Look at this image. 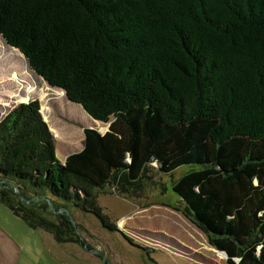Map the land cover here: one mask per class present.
I'll return each mask as SVG.
<instances>
[{"label":"trees","instance_id":"1","mask_svg":"<svg viewBox=\"0 0 264 264\" xmlns=\"http://www.w3.org/2000/svg\"><path fill=\"white\" fill-rule=\"evenodd\" d=\"M0 39L110 123L62 162L38 100L2 119L0 201L29 227L85 245L67 203L115 231L108 185L198 165L173 181L184 215L226 264H264V0H0Z\"/></svg>","mask_w":264,"mask_h":264},{"label":"rangeland","instance_id":"2","mask_svg":"<svg viewBox=\"0 0 264 264\" xmlns=\"http://www.w3.org/2000/svg\"><path fill=\"white\" fill-rule=\"evenodd\" d=\"M0 42V122L17 105L32 100H38L44 117V108L53 107V98L64 92L38 77L18 49ZM51 121L60 134V157L70 143L83 145L82 127H89V120L81 105L60 104ZM109 124L101 122L100 132ZM149 166L144 190L132 197L119 195L110 185L99 193L98 204L118 230L106 229L95 215L67 203L85 245L57 243L51 233L29 227L0 201V249L12 248L13 243L20 250V264H226L207 235L184 215L185 204L172 188L173 181L199 166L185 164L171 173L160 172L156 162Z\"/></svg>","mask_w":264,"mask_h":264},{"label":"crops","instance_id":"3","mask_svg":"<svg viewBox=\"0 0 264 264\" xmlns=\"http://www.w3.org/2000/svg\"><path fill=\"white\" fill-rule=\"evenodd\" d=\"M19 51V50H18ZM57 90H60V91H63L64 94H58L56 95L54 98H53V107H51L50 105V108H48V111L46 113V115L43 117L44 120L47 122L52 134L54 135L55 137V142H57V138L60 137V134H59V131L58 129L52 124V116L54 115V109L55 110H59L60 108V104L62 105H67L69 104L70 102L68 101L66 95H65V91L63 89H60V88H57V87H53ZM87 113V112H86ZM59 117H62V118H65L63 115H61V113H59ZM87 119L89 120V127L90 128H96L97 130L99 129L98 128V125L101 124L100 121L98 120H95L92 116H90L88 113H87ZM103 123V122H102ZM84 128H86L85 126L82 127L83 129V132H84ZM108 130V129H107ZM105 130V132L107 131ZM105 132H101L102 134L105 133ZM84 137H85V134H84ZM84 147V140H83V145L80 147V146H76L75 144H69V147L66 149L63 150V155L62 157H60L58 155V152H57V146H56V153H57V156L58 158L64 162L67 158L68 155L74 153V152H78L80 150H82ZM19 259H20V250L16 248V246L12 243V248H9L7 250H4V249H0V264H20L19 263Z\"/></svg>","mask_w":264,"mask_h":264},{"label":"water","instance_id":"4","mask_svg":"<svg viewBox=\"0 0 264 264\" xmlns=\"http://www.w3.org/2000/svg\"><path fill=\"white\" fill-rule=\"evenodd\" d=\"M99 130V129H98ZM100 131V130H99ZM16 192H17V194L18 195H20V192H19V190L17 189L16 190ZM23 200H24V198H23ZM49 205H50V209L51 210H54V208H53V204H52V202L51 201H49ZM58 212H67V214H68V216L70 217V219L72 220V222L75 224V222H74V219H73V217H72V214H71V212H70V210L68 209V208H66V207H62L61 209H59L58 210ZM219 252H221L224 256H225V258L227 259V253L225 252V251H221V250H218ZM101 253V252H100ZM104 262H106V261H104Z\"/></svg>","mask_w":264,"mask_h":264}]
</instances>
